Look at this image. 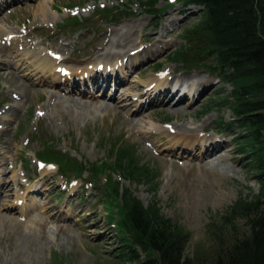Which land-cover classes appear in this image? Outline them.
Listing matches in <instances>:
<instances>
[{
  "label": "rangeland",
  "instance_id": "obj_1",
  "mask_svg": "<svg viewBox=\"0 0 264 264\" xmlns=\"http://www.w3.org/2000/svg\"><path fill=\"white\" fill-rule=\"evenodd\" d=\"M140 2L16 0L0 6V264L121 260L122 233L113 223L118 218L116 201L107 198L102 186L86 181L87 171L82 180L72 172H58L55 161L41 158L48 163H40L44 148L65 152L64 162L113 167L117 149L131 147L157 178L152 183L131 181L116 170L103 172L101 166L100 183L112 174L111 184L120 181L145 206L156 199L166 216L191 232L190 256L210 245L207 224L214 215L241 192L259 190L257 177L238 150L235 135L240 130L232 123L234 113L214 103L231 85L205 67L188 68L170 58L184 44V27L201 9L160 0L154 12ZM164 6L171 7L165 11ZM112 39L120 43L113 49ZM126 47L128 55L105 58ZM62 68L77 80L90 79L91 98L69 90L74 81L66 80ZM110 70L126 79L116 88V102L99 98L93 85L98 81L106 87L105 78L118 81L112 74L103 75ZM223 85L224 92H215ZM165 88L168 91L156 97L172 101H152ZM177 89L188 97L176 105ZM67 92L82 100L79 108L69 105ZM99 100L109 103L111 110L100 109ZM129 101L135 106L131 112L122 108ZM207 102L215 106L203 112ZM137 107L142 113L133 115ZM204 137L199 144L197 139ZM214 147L215 154L203 155Z\"/></svg>",
  "mask_w": 264,
  "mask_h": 264
},
{
  "label": "trees",
  "instance_id": "obj_2",
  "mask_svg": "<svg viewBox=\"0 0 264 264\" xmlns=\"http://www.w3.org/2000/svg\"><path fill=\"white\" fill-rule=\"evenodd\" d=\"M159 1L141 0L140 4L147 11L155 8L157 12ZM177 1L202 9L183 29L185 43L170 58L185 67H205L225 85H231L232 89L214 98V103L234 113L232 123L236 122L240 130L235 135L238 150L257 177L259 190L241 192L232 205L214 215L207 224L210 245L190 256L187 248L191 232L166 216L156 199L145 206L129 188L121 187L120 181L111 184L112 174L100 183L102 171L116 170L137 182L152 183L157 178L148 164H140L131 147L118 148L115 166L102 163V171L96 162L89 166L74 160L64 162L67 154L48 148L40 157L57 162L63 173L71 170L82 177L87 171L86 181L102 186L107 198L116 201L115 225L124 244L118 264H264V0ZM225 85L215 92H224ZM214 106L207 102L203 112ZM223 124L219 122L218 126ZM156 186L152 184V189ZM114 218L111 213L109 219Z\"/></svg>",
  "mask_w": 264,
  "mask_h": 264
},
{
  "label": "bare ground",
  "instance_id": "obj_3",
  "mask_svg": "<svg viewBox=\"0 0 264 264\" xmlns=\"http://www.w3.org/2000/svg\"><path fill=\"white\" fill-rule=\"evenodd\" d=\"M41 7V11H42V13L43 14H46V6H44L43 4L40 6ZM128 26H130V25H128ZM133 39V38H132ZM109 42H110V46H111V49H113L114 47H117L118 45H120V43L119 42H116L115 43V41L112 39L111 41L109 40ZM109 46V47H110ZM116 50V49H115ZM122 51V52H121ZM98 52V50H95L93 53L94 54H96ZM127 53V54H126ZM93 54V55H94ZM122 54H126V55H128V51H127V47L124 49V50H119V51H117V52H115L114 54H111V53H109V55L108 56H106L105 58H111V57H113V59L115 58L116 59V56L118 55L119 57H117V58H120V57H123V55ZM103 55L105 56L106 55V52H103ZM56 58V57H55ZM49 59V57H45L44 59H42L46 64L48 63V60ZM56 63V61L54 62V64ZM45 66L46 65H42V67H41V69L40 70H43V71H45L44 69H45ZM66 66L67 67H65L66 69H68V71H72L71 70V68H70V66L69 65H67L66 64ZM40 67V66H39ZM44 68V69H43ZM102 68H103V66H102ZM116 68H119V67H116ZM63 69V68H62ZM102 70V69H101ZM105 73V72H104ZM11 74V73H10ZM12 75V74H11ZM65 75L67 76L66 77V80L69 82V83H71V81H74L72 84H71V87H70V91H72V93L73 92H79V95H84V96H89L90 98H91V96H92V93H90V91L91 90H88L87 88H84L83 90H81L80 89V84H82V83H84L85 85H86V81L88 82L90 79H80V80H74V78L76 77L74 74H70V73H65ZM95 76V75H94ZM15 77H17V76H15ZM98 77V76H97ZM109 77V76H108ZM116 80H118L119 79V77H114ZM71 79V80H70ZM105 81H107V86L106 87H104V86H102V84H100L98 81H95V87H96V90L99 92V98H103V99H111V100H114L115 102H116V93H115V91H116V88H118V85L119 84H116V85H111L110 86V89L112 90L113 89V91H112V93H108V90H107V87L110 85V82L112 81L111 79H110V82H109V79L108 78H105ZM89 83V82H88ZM117 83V82H116ZM46 84V83H45ZM56 86L58 85L57 83L55 84ZM123 85V84H122ZM83 86V85H82ZM46 92H47V90H45ZM165 91H168V90H165ZM120 92V91H119ZM175 92H180V94H185V91H181L180 89H177V90H175ZM72 93H70V92H67V94L66 95H68V97H66L67 99V102H68V100H69V105L71 104L73 107H74V109L75 108H79V106H80V104H82V100H80V98L78 99L76 96H71V97H69L70 95H72ZM125 93V92H124ZM172 93V92H171ZM167 95V94H166ZM175 95V94H174ZM53 96V95H52ZM60 97V96H59ZM58 98V97H57ZM121 98V97H120ZM124 98V97H123ZM129 98V97H128ZM61 99H63V98H61ZM84 100V99H83ZM86 100H88L87 98H86ZM120 100V99H119ZM127 100V99H126ZM184 99L183 98H181L180 97V99L178 100V102L176 103V105L178 104V103H181L182 101H183ZM85 102V101H84ZM101 105H100V109H104L105 111H107L108 110V112H109V110H111L110 109V104L109 103H105L104 101H102V100H99L98 101ZM140 103V102H139ZM163 103V102H162ZM83 105H85V104H83ZM98 106V105H97ZM71 107V106H70ZM73 107H72V109L71 110H73ZM135 106H133V104L132 103H130V101L127 103V104H125V105H123L122 106V108L123 109H125L126 111H130L131 112V109L132 108H134ZM85 108V107H84ZM80 110V109H79ZM85 110V109H84ZM119 112L121 113V111H122V109L120 108V106H119ZM102 111V110H101ZM114 111V110H113ZM104 112V111H103ZM102 112V113H103ZM74 113V112H73ZM133 115H135V114H137V113H142V111H141V109H140V107H137L136 109H134L133 110ZM72 114V113H71ZM78 115H81L80 113L78 114ZM113 115V114H112ZM148 118V117H147ZM121 119L122 120H124V118L123 117H121ZM128 120L130 121V119L128 118ZM134 121H136V120H134ZM141 123V122H140ZM133 124V123H132ZM136 126V125H135ZM206 138L204 137V138H199V139H197V141L199 142V144H202V142L205 140ZM209 143H207L206 142V144H205V146L206 145H208ZM217 150L215 149V147H214V150H212V151H207L206 153H204L203 155H210V154H215V152H216ZM205 157V156H204ZM206 158V157H205ZM204 159V158H203ZM209 161V160H208ZM8 186V185H7ZM18 203V202H17ZM24 238H26V236L24 237Z\"/></svg>",
  "mask_w": 264,
  "mask_h": 264
}]
</instances>
